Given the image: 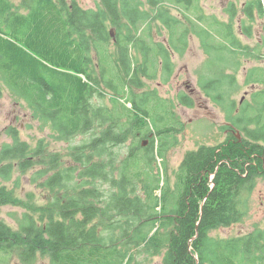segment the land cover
I'll return each mask as SVG.
<instances>
[{
	"label": "trees",
	"instance_id": "1",
	"mask_svg": "<svg viewBox=\"0 0 264 264\" xmlns=\"http://www.w3.org/2000/svg\"><path fill=\"white\" fill-rule=\"evenodd\" d=\"M228 12L231 23L205 14L199 0H100L96 9L79 0H0V97L4 86L24 100L59 141L84 138L65 166L43 139L32 147L16 127L5 131L11 142L0 148V206L25 212L18 228L0 219V263L16 256L20 264H153L156 257L161 264H264V228L211 234L243 222L248 196L264 178V22L255 47L233 24L242 16L241 35L253 38L264 5L251 0ZM161 25L167 44L155 39ZM191 35L209 63L201 90L226 114L230 135L188 152L173 189L166 167L150 172L156 140L142 147L140 138H149L148 119L158 113L168 127L156 133L166 145L179 120L157 92L142 90L145 79L170 80L172 55L187 52ZM244 58L260 64L244 79L256 87L252 101L237 104ZM179 102L195 106L188 94ZM31 169L32 184L48 191L46 205L34 204V193L19 197L18 182L8 186Z\"/></svg>",
	"mask_w": 264,
	"mask_h": 264
},
{
	"label": "rangeland",
	"instance_id": "2",
	"mask_svg": "<svg viewBox=\"0 0 264 264\" xmlns=\"http://www.w3.org/2000/svg\"><path fill=\"white\" fill-rule=\"evenodd\" d=\"M15 5L21 4L22 0H12ZM201 7L205 14L208 16H216L221 22L231 23V17L228 9L235 4L239 9L251 0H199ZM84 8L96 9L99 7L100 0H79ZM175 16H182L179 12H174ZM242 16L238 15L233 20L234 31L239 34V38L246 45L255 47L256 44L262 40L263 29L262 23L264 19L258 18L254 28V37L246 38L241 35V20ZM116 30L110 28V31ZM170 36L169 30L160 26V31L155 36V39L167 44V38ZM113 38V37H112ZM190 44L187 52L184 55L173 53L172 59L174 64V73L169 81H165L162 75L154 80L145 79V87L142 91L157 92L158 97L168 102L171 109L175 108V115L179 120L178 128L181 129L173 137L168 139V143L163 145V139H160L156 132H159L161 127H168L158 121V113L151 114L148 123L151 131L147 134L153 135L151 139H155V153L156 160L152 162L151 173L154 175L161 173L162 167L167 169V183L171 188H175L177 182V172L179 171L185 155L197 150L201 146H218L224 143L230 133L227 132L228 121L226 114L218 104L209 100L202 92L200 87V73L209 70V63L206 62L207 56L200 48V42L196 36L189 37ZM264 54V52H263ZM242 59V70L238 75L239 88L233 96L237 104L244 101H252V94L255 92L256 87L252 85H245L244 79L247 70L253 66L264 64L254 60ZM207 84V80L205 82ZM259 86V85H258ZM139 91V92H142ZM138 92V93H139ZM182 94L191 95L195 100L193 108H186L179 102V96ZM177 106V107H176ZM14 126L20 132L23 140L30 143L32 147L43 139L47 147V154H61L63 165L68 166L71 163V147L78 145L84 139L78 136L71 141H59L53 138V132L49 127V123L45 121L35 120L33 111L29 108L28 104L11 94L9 89L3 86L2 96L0 97V148L5 143H10L11 139L7 136L5 131ZM156 130V131H155ZM238 132V131H236ZM243 139V134L240 132L238 135ZM149 138H140V141H146ZM162 141V142H161ZM140 142V143H141ZM135 143L131 140L126 144V149ZM151 143L148 141L147 147ZM145 146V147H146ZM157 150L165 153L164 160L158 157ZM158 151V152H159ZM37 169H31L26 174L21 175L16 173L12 182L8 183L9 188H14L16 183L19 187L16 189V194L28 200L27 194L34 193L37 196L34 204L46 205L48 200V191L38 188L32 184V178ZM53 173H49L48 176ZM20 175V177H19ZM45 178L41 180L43 182ZM142 194V192H140ZM247 213L244 216L242 223L230 226L228 228L218 229L213 231L212 236L219 238H232L242 236L253 232L257 228H264V178H259L255 189L249 194L247 199ZM24 207L22 206H0V219L14 228H18L20 219L24 215ZM162 258L156 257L153 264H161ZM0 264H20L16 256L8 257ZM35 264H49L47 259H38Z\"/></svg>",
	"mask_w": 264,
	"mask_h": 264
},
{
	"label": "water",
	"instance_id": "3",
	"mask_svg": "<svg viewBox=\"0 0 264 264\" xmlns=\"http://www.w3.org/2000/svg\"><path fill=\"white\" fill-rule=\"evenodd\" d=\"M262 2H263V5H264V0H262ZM114 30H111V35H112V37H113V39L115 40V38H116V35L114 36V32H113ZM153 136V135H152ZM240 138V137H239ZM147 143H148V141L146 140V141H143V143H142V147H145L146 145H147Z\"/></svg>",
	"mask_w": 264,
	"mask_h": 264
},
{
	"label": "flooded vegetation",
	"instance_id": "4",
	"mask_svg": "<svg viewBox=\"0 0 264 264\" xmlns=\"http://www.w3.org/2000/svg\"><path fill=\"white\" fill-rule=\"evenodd\" d=\"M252 88L254 89V85H252ZM241 103H242V102H241ZM228 132H229V131H228ZM152 137H153L152 135H149V140H147V141H150ZM146 147H147V146H146Z\"/></svg>",
	"mask_w": 264,
	"mask_h": 264
}]
</instances>
